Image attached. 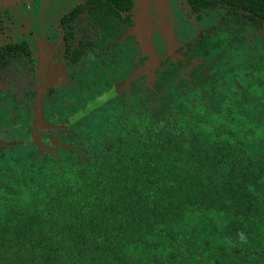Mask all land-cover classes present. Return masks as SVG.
Wrapping results in <instances>:
<instances>
[{"label":"trees","instance_id":"16d2710c","mask_svg":"<svg viewBox=\"0 0 264 264\" xmlns=\"http://www.w3.org/2000/svg\"><path fill=\"white\" fill-rule=\"evenodd\" d=\"M188 1L197 18L226 12L120 95L131 1L64 16L66 63L90 53L107 89L52 90L40 136L28 47H0V99L32 111L23 140L0 142V264H264V0Z\"/></svg>","mask_w":264,"mask_h":264},{"label":"flooded vegetation","instance_id":"af4514ba","mask_svg":"<svg viewBox=\"0 0 264 264\" xmlns=\"http://www.w3.org/2000/svg\"><path fill=\"white\" fill-rule=\"evenodd\" d=\"M38 1V0H35ZM131 1V9L127 13H122V18H127L129 21V26L127 27V30L125 33H123L122 38L120 40H115L119 42V48L122 52H129L132 53L131 56V64L127 65V71L126 73H122L121 77L114 83H112V93L120 95L122 91H124L125 87L127 85H130L131 83L142 81L144 85L150 84L152 81H154V78L156 76V71H158L160 68H163L162 65L164 62L172 61L175 63L179 59V55L177 54L179 48H181L183 45L189 43L191 40L196 38L200 32L212 27L214 24H217L219 21L222 20L223 14L226 12L225 7H217L215 9L210 10L209 12L203 13L200 18L195 17L192 14L191 7L189 6L188 0H182V9L179 13L180 19L178 20L179 27H176L174 30L173 36H165V34H157L155 33L153 36L148 37L149 41V47L147 48L145 45V37H142L141 34L137 32L138 25L136 22L139 21L138 18H136L137 14L139 15L138 10L136 9L135 0ZM33 1H23L21 2L23 5H31ZM87 2V0H81L76 6H74L70 11L63 14L58 19V33L61 37V50H59L58 47L57 51L59 54V60L60 63L57 65L54 61L55 55L53 56V61L50 62L48 65L50 71L47 74V79L39 84V77L37 75V67L34 59V50H36L37 43L36 41H31V44L27 40H21V41H15L11 40L8 42L0 43V47H4L11 44H26L30 53V63L34 67L35 73H36V94L41 93L44 95V98L42 99V111L47 109V103L51 102L49 101V93L52 90H60L64 88L67 84H69L71 81L76 80L77 78H84L88 77L86 81L90 83V87L85 91H89L93 94H97L98 90L95 87L99 88V91H105L107 89L101 82V72L105 71L104 64L97 61L90 53L86 54L79 64L71 65L69 66L66 63L65 58V39L63 31L60 27V21L61 19L66 16L68 13H70L73 9H75L77 6H82ZM7 7H0V34L3 32V26L1 25L3 23V20L6 19L7 21L11 20V16L8 14ZM3 13V14H2ZM205 21V22H204ZM9 23V22H8ZM208 23V24H205ZM11 24V23H9ZM194 24L197 27V31L194 30L193 26ZM212 24L208 28H203L202 25H209ZM195 27V26H194ZM48 38V37H47ZM45 43H49V40L44 39ZM177 40L179 44L182 40L184 42L180 44L179 46L173 48L170 52L164 53L165 49L167 47H170V43H174V41ZM168 45H167V43ZM176 44V45H177ZM37 46V47H36ZM164 54V57L160 58V56ZM155 57V58H154ZM160 58V59H159ZM156 59V61H155ZM83 63H89L90 66L88 69L83 68ZM154 73V78L151 79L150 75ZM91 77L92 81L89 79ZM94 85V86H93ZM2 88V84L0 85ZM116 90V91H115ZM94 96V98H96ZM36 100V99H35ZM35 100L32 108L35 105ZM84 100H81L79 98L77 104H80V106H84L88 103L83 102ZM9 103L11 106H7L6 103ZM8 115V116H7ZM32 119V111L29 112V114L22 116L21 114L17 115L14 112V105L11 102L10 99H0V142H6V141H12L15 135H12L13 130H18L22 128V125L29 126V123ZM26 132L25 138L28 139L30 137V132ZM34 134L40 136L39 130H34ZM22 137V136H18ZM42 137V136H41ZM50 139H44L43 143L45 146L49 145ZM49 147V146H47ZM45 147V148H47Z\"/></svg>","mask_w":264,"mask_h":264},{"label":"rangeland","instance_id":"374dc122","mask_svg":"<svg viewBox=\"0 0 264 264\" xmlns=\"http://www.w3.org/2000/svg\"><path fill=\"white\" fill-rule=\"evenodd\" d=\"M31 1L33 2L29 6L23 5L21 2L8 6V14L12 18L9 21L4 19L1 24L4 28L3 32L0 34V43L11 40H27L31 44V41H36L38 47L36 46V50L33 48V54L37 67L39 84H41L47 79V74L50 71L48 65L53 61L55 53L54 61L57 65L60 63L57 51L58 47H60L58 49L61 50V37L57 30L58 19L63 14L70 11L81 0ZM135 4L139 12V15L137 14L136 16L139 21L136 23L137 25L140 23L137 32L141 34L142 37H145V45L147 48L149 47L148 37L153 36L155 33L165 34L166 37L168 35H174V30L176 27H179L178 20L180 19V14L177 13L182 9V0H135ZM211 25L212 24L202 25V27L208 28ZM194 26V30L197 31L195 24ZM44 39L49 40L51 44L45 43ZM183 42L184 40L177 44L178 41L175 40L174 43H170V47H167L164 53L170 52ZM162 57H164V54L160 56V58ZM6 105L9 107L11 106L8 102ZM15 134L16 136H22V134L20 135V133L13 130L12 135ZM22 138L24 139V137H21V139L16 137L12 142H17V140L21 141L23 140Z\"/></svg>","mask_w":264,"mask_h":264},{"label":"water","instance_id":"95a60500","mask_svg":"<svg viewBox=\"0 0 264 264\" xmlns=\"http://www.w3.org/2000/svg\"><path fill=\"white\" fill-rule=\"evenodd\" d=\"M23 1H28V0H0V7H7L13 4H17ZM154 73H152L150 75L151 79L154 78ZM102 98V97H101ZM101 98L98 97V99L100 100ZM104 99L107 98V96L103 97ZM41 109H42V94L38 93L37 97H36V101H35V105L33 107V118L34 121L31 125V130L34 131L35 129H43V128H47L46 126L43 125V121L41 119ZM33 144H35L36 146H38L39 148H43V144L41 142V139L36 137V136H32L31 137ZM55 145H58L55 143Z\"/></svg>","mask_w":264,"mask_h":264}]
</instances>
